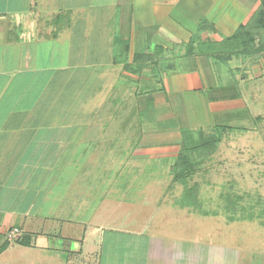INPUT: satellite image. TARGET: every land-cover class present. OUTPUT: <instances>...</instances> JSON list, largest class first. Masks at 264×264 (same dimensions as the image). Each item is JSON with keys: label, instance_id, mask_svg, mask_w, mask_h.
I'll use <instances>...</instances> for the list:
<instances>
[{"label": "crops", "instance_id": "1", "mask_svg": "<svg viewBox=\"0 0 264 264\" xmlns=\"http://www.w3.org/2000/svg\"><path fill=\"white\" fill-rule=\"evenodd\" d=\"M263 1L0 0V264H264L173 191L264 167Z\"/></svg>", "mask_w": 264, "mask_h": 264}, {"label": "rangeland", "instance_id": "2", "mask_svg": "<svg viewBox=\"0 0 264 264\" xmlns=\"http://www.w3.org/2000/svg\"><path fill=\"white\" fill-rule=\"evenodd\" d=\"M228 137L230 138L231 136L226 134L219 137L210 135L208 136V140L205 139V141L198 139L196 134L189 137L187 143L191 147L194 146L188 150V156L184 161V178L179 175L182 167L174 168V175L182 179L183 183L181 186H179L180 184H173V191H182L180 193H184V199L186 202L190 201L189 203L196 202L197 197L201 198L200 201L202 203L205 202L211 205L214 202V204L216 203V205H220L221 207L207 208L206 206V211H218L220 215L222 214V218L247 221V223L251 222L258 227L261 226L264 230V167L249 168L246 171L247 173L242 176H245L246 178L243 180L247 181L248 179L249 183L235 184L233 185L234 188L230 186L233 191H228L227 184L216 186L206 183L204 182L207 179L205 174H201L199 177L196 174V169L201 165L196 161L198 151H195V145L204 142L207 144L222 142L224 139H228ZM198 180L201 183L196 184ZM199 193L201 194L199 195Z\"/></svg>", "mask_w": 264, "mask_h": 264}, {"label": "trees", "instance_id": "3", "mask_svg": "<svg viewBox=\"0 0 264 264\" xmlns=\"http://www.w3.org/2000/svg\"><path fill=\"white\" fill-rule=\"evenodd\" d=\"M250 29H256V30H259V29H263L264 30V1H263V6H262V9L260 10L258 16L256 17V19L254 20V22L247 26V27H242L240 29V31H248L247 32V36L250 35Z\"/></svg>", "mask_w": 264, "mask_h": 264}]
</instances>
